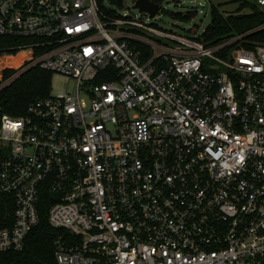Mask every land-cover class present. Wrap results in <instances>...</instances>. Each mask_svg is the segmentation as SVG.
I'll return each mask as SVG.
<instances>
[{"label":"built area","instance_id":"built-area-1","mask_svg":"<svg viewBox=\"0 0 264 264\" xmlns=\"http://www.w3.org/2000/svg\"><path fill=\"white\" fill-rule=\"evenodd\" d=\"M0 36L31 38L0 90L34 66L70 83L0 114V252L48 191L73 236L59 264H264V41L208 45L105 0H0Z\"/></svg>","mask_w":264,"mask_h":264},{"label":"trees","instance_id":"trees-1","mask_svg":"<svg viewBox=\"0 0 264 264\" xmlns=\"http://www.w3.org/2000/svg\"><path fill=\"white\" fill-rule=\"evenodd\" d=\"M161 3V0H157ZM239 7L234 13L224 14L218 5L212 4V21L201 35V40L208 45L219 41L240 37L232 47L244 45L252 47L264 41V30H256L264 23V10L255 0H238ZM247 11V12H245ZM176 17L190 20L195 14L178 13ZM31 38L0 36V54L16 55L21 44L30 42ZM14 60V59H13ZM4 63L15 65L11 57L5 56ZM17 72L5 69V78ZM53 73L39 66L31 67L0 90V114L14 117L27 113L29 105L40 98L48 97L52 91ZM109 79L108 77H101ZM51 194H43L40 205V223L30 233L25 247L19 251L0 252V264H59L56 259V243L59 238L70 239L72 234L64 228L54 227L49 220L52 203Z\"/></svg>","mask_w":264,"mask_h":264},{"label":"rangeland","instance_id":"rangeland-1","mask_svg":"<svg viewBox=\"0 0 264 264\" xmlns=\"http://www.w3.org/2000/svg\"><path fill=\"white\" fill-rule=\"evenodd\" d=\"M135 3L136 0H120V4L110 3L105 0L107 7L118 10L122 15L137 17L145 22L183 36H200L203 34L212 21V4L218 5L220 10L226 15L234 13L240 5L238 0H161L162 8L156 17L152 18L147 16L145 11L134 7ZM189 12L195 14L190 20L175 16L178 13L187 14ZM29 55V50H19L12 58V61H15V65L12 68L15 70L20 69L24 58ZM3 61H5V56L1 55L0 63H4ZM69 87V78L66 75L62 73L53 74L51 91L53 95L65 93Z\"/></svg>","mask_w":264,"mask_h":264},{"label":"water","instance_id":"water-1","mask_svg":"<svg viewBox=\"0 0 264 264\" xmlns=\"http://www.w3.org/2000/svg\"><path fill=\"white\" fill-rule=\"evenodd\" d=\"M141 10L150 13L152 17L158 14L161 10V5L154 0H136L135 6Z\"/></svg>","mask_w":264,"mask_h":264}]
</instances>
